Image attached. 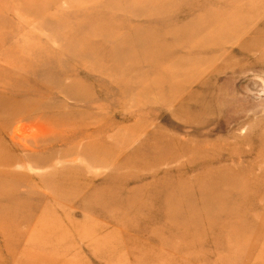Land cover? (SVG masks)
Returning a JSON list of instances; mask_svg holds the SVG:
<instances>
[{"label":"rangeland","instance_id":"1","mask_svg":"<svg viewBox=\"0 0 264 264\" xmlns=\"http://www.w3.org/2000/svg\"><path fill=\"white\" fill-rule=\"evenodd\" d=\"M8 95L40 138L1 135L0 264H264V0H0Z\"/></svg>","mask_w":264,"mask_h":264},{"label":"bare ground","instance_id":"2","mask_svg":"<svg viewBox=\"0 0 264 264\" xmlns=\"http://www.w3.org/2000/svg\"><path fill=\"white\" fill-rule=\"evenodd\" d=\"M180 29V28H179ZM182 31V30H181ZM181 40V39H180ZM145 41H146V39H145ZM144 41V42H145ZM129 43V42H128ZM144 44H146V42L144 43ZM147 44H148V42H147ZM205 44H206V42H205ZM153 46V44L152 43H149V46H148V48H150V50H151V47ZM207 46V45H206ZM147 48V49H148ZM149 50V49H148ZM199 62H197V64H198ZM193 66V65H192ZM181 67V66H180ZM182 72V71H181ZM173 73H175V72H173ZM185 74V73H184ZM189 79H191V78H189ZM14 81V80H13ZM23 81V80H22ZM15 82V81H14ZM20 83V82H19ZM201 83V82H200ZM21 84H23L22 82H21ZM21 87H23L22 85H21ZM14 89H16V88H14ZM24 89V88H23ZM65 90V89H64ZM66 90H67V88H66ZM3 92V91H2ZM7 92V91H6ZM23 92V91H22ZM69 92H70V90H69ZM4 93V92H3ZM13 93H15V92H13ZM19 93V92H18ZM24 93V92H23ZM6 94V93H5ZM16 94V93H15ZM73 94V93H72ZM2 95V94H1ZM20 95V94H19ZM76 95V94H75ZM78 95V94H77ZM185 95V94H184ZM9 96H11V95H8V97ZM3 98H5L6 99V96L5 97H3ZM2 98V99H3ZM184 98V97H183ZM4 99V100H5ZM10 99V97L8 98V100ZM12 99V98H11ZM10 99V100H11ZM7 100V102L5 103H3V104H0V141H1V135L2 134H4V136L5 137H7V136H9V138H10V140L15 144V146L18 148V149H23V150H28V149H30L32 146V144H36V145H38V141H39V138H40V136H39V134H37V133H33V131H32V134H29L30 132H29V130L27 131V132H29L27 135H26V138H25V141H20V140H17V139H19L18 138V136H19V134H20V131H21V129H14V130H11V126H12V124H15L16 122H18V121H21V120H24V119H27L28 118V120H29V118H30V116L32 115V112L34 111V108L32 107V108H28V104L27 105H20L18 102H19V100L18 101H16L14 98L12 99L13 101H8ZM26 101V103H27V101L28 100H25ZM25 101H24V103H25ZM39 101V100H38ZM42 101V100H41ZM22 102V101H21ZM30 102H32V101H29V103ZM23 103V102H22ZM34 103V102H33ZM38 104V103H37ZM40 104V103H39ZM33 106H34V104H32ZM37 106V105H36ZM39 106V105H38ZM30 107V106H29ZM32 111V112H31ZM40 111V110H39ZM38 113V112H37ZM36 113V114H37ZM7 114V115H6ZM9 115V116H8ZM42 115H43V113H42ZM40 116V115H39ZM56 118V117H55ZM37 119V118H36ZM38 119H40V118H38ZM35 121V120H34ZM24 123H28L27 121L25 122L24 121ZM20 126V125H19ZM18 126V127H19ZM39 126V125H38ZM17 127V126H16ZM27 127H28V125H27ZM30 127V126H29ZM28 127V128H29ZM23 128V127H22ZM33 129L34 127H30V129ZM63 128V127H62ZM24 129V128H23ZM39 129H41V128H39ZM26 130H27V128H26ZM24 132H25V130H24ZM65 132V131H64ZM264 132V131H263ZM57 133H58V131H57ZM56 133V134H57ZM54 134V133H53ZM55 134V135H56ZM58 135V134H57ZM25 136V135H24ZM49 136V135H48ZM21 137V136H20ZM42 137V136H41ZM43 138H45V136H43ZM46 138H48L47 136H46ZM45 138V139H46ZM263 139V138H262ZM23 140V139H22ZM248 146V145H247ZM165 147V146H164ZM36 148V147H35ZM260 149H261V153H264V147H260ZM31 150H32V148H31ZM27 157V156H26ZM75 159V158H74ZM79 159V158H78ZM23 160H24V163H25V161L27 160L25 157L23 158ZM45 161H47V160H45ZM66 161V160H65ZM16 162H17V160H16V157L15 156H4V157H2V158H0V176H2V177H4L5 178V180H7V181H9V184H11L12 186H13V189H15V190H17L16 189V187L13 185V183L16 185V184H20V183H24L25 181H26V176L25 175H23V174H21V173H14L13 171H7L5 168H4V166H13L14 164H16ZM57 162V161H56ZM59 162V161H58ZM249 162V161H248ZM27 164V163H26ZM264 165V164H263ZM15 166H17V165H15ZM19 166L20 167H23V166H27V165H24V164H20L19 163ZM18 166V167H19ZM2 167V168H1ZM28 167H30V166H28ZM11 168V167H10ZM264 168V167H263ZM31 169V168H30ZM234 169V168H233ZM238 169V168H237ZM237 169L235 170V174L237 173ZM240 169V168H239ZM239 171V170H238ZM262 171V170H261ZM230 172V171H229ZM240 172V171H239ZM233 173V172H232ZM238 174V173H237ZM247 174V173H246ZM240 175V174H239ZM249 175V174H248ZM236 176V175H235ZM251 176V175H250ZM237 177V176H236ZM238 178V177H237ZM40 179L41 180H43L44 179V177H40ZM60 179V183H61V186H62V190L63 189H65V187L68 189V188H70L71 187V185H74V186H78V183L77 182H74V181H70V180H66V178H63V179H61V178H59ZM248 180V179H247ZM63 181H64V184H63ZM235 183V182H234ZM249 183V182H248ZM39 184H47L46 183V181H45V179L42 181V182H40ZM65 186V187H64ZM149 187V186H148ZM230 188H231V186H230ZM141 189V188H140ZM143 189V188H142ZM15 190H14V193H15ZM60 191V190H59ZM139 191V190H138ZM174 191H175V189H174ZM185 191V190H184ZM35 192V191H34ZM55 194H57V193H59V192H54ZM52 194V196L53 197H55V194ZM239 193H238V191H237V195H238ZM136 197H138V196H136ZM134 198L133 200H135V204L136 205H141L142 203H145V201L146 200H140L141 199V197L140 198ZM144 198V197H143ZM172 198H173V193H171V195H169L168 196V198H167V200H169V201H171L172 200ZM259 198H262V197H260V195H259ZM263 199V198H262ZM262 199H260V200H262ZM184 200V199H183ZM88 201V200H87ZM168 202V201H167ZM169 203V202H168ZM179 203H180V199H179ZM170 204V203H169ZM183 204V203H182ZM174 205V204H173ZM170 206H171V204H170ZM170 210H173V209H171V208H169ZM168 209V210H169ZM178 209V207H176V210ZM6 210V209H5ZM169 210V211H170ZM1 211V210H0ZM2 211H4V210H2ZM171 212V211H170ZM2 213V212H1ZM6 213H7V211H6ZM5 213V214H6ZM2 214H4V213H2ZM45 214V213H44ZM173 214V213H172ZM202 214V213H201ZM195 215V214H194ZM6 216H7V214H6ZM4 217V216H3ZM5 218V217H4ZM38 219H39V221L40 222H43V224L44 225H41L40 227L39 226H34L33 227V229H32V233L34 234L35 233V235H39V236H41V240H44V242H40L41 244H43L44 246V248L45 247H48V245H47V243L49 242V241H51V239L52 238H55V239H59L60 237L63 239V238H65L66 240H68V238H66V233L69 231V230H67L64 226H62L59 222H57V221H51L49 218H47L45 215H38ZM171 219H173V217L172 216H169V217H167V218H165L163 221H161V223L163 224L165 221H167V220H171ZM175 219V218H174ZM0 221H1V218H0ZM170 222V221H169ZM176 222V221H175ZM203 222H204V220H203ZM211 222H214V220H211ZM173 224V223H172ZM75 226V225H74ZM153 228H154V226H152ZM179 227V226H178ZM64 228V229H63ZM122 228V227H121ZM162 228V227H161ZM235 228V227H234ZM234 228L232 229L233 231H234ZM94 229V228H93ZM93 229H91V231H93ZM114 229V231L116 232V230H115V228H113ZM90 229H88V231H89ZM156 229L154 228V231H155ZM87 231V230H86ZM151 231V230H150ZM153 231V232H154ZM231 231V230H230ZM233 231H231V232H233ZM78 231L76 230V232L75 233H77ZM110 233L112 232V231H109ZM118 232V231H117ZM230 232V233H231ZM235 232V231H234ZM91 233V232H90ZM105 233H107V232H105ZM120 233V232H119ZM78 234V233H77ZM76 234V235H77ZM89 234V233H88ZM95 234H98L97 232L95 233ZM109 234V233H108ZM122 234H126V233H122ZM150 234V233H149ZM157 234H159L158 232L156 233V235ZM93 235H94V233H93ZM119 235V234H118ZM160 235V234H159ZM158 235V236H159ZM228 235V234H227ZM244 235V234H243ZM87 236V234L85 235V238H87L86 237ZM89 236V235H88ZM104 236L105 237H107L106 236V234H104ZM120 237H121V234L119 235ZM128 237H129V235H127ZM228 236H230V235H228ZM90 237H92V236H90ZM94 237V236H93ZM102 237V236H101ZM101 237H99V239L101 238ZM117 237V236H116ZM116 237H114L115 238V240H116ZM124 237V236H123ZM127 237V238H128ZM163 237V236H162ZM96 238H98V237H96ZM95 238V239H96ZM130 238V237H129ZM164 238H166V237H164ZM230 238V237H229ZM47 239V240H46ZM50 239V240H49ZM88 239H90L89 237H88ZM87 239V240H88ZM92 239V238H91ZM102 239H103V237H102ZM101 239V240H102ZM121 239V238H120ZM124 239H126L125 237H124ZM131 239V238H130ZM130 239H126L127 240V243H128V240L130 241ZM171 239V238H170ZM78 240V239H77ZM93 240V239H92ZM105 240V239H104ZM109 240V239H108ZM108 240H105V242H107ZM114 240V239H113ZM122 240V239H121ZM164 240H167V238L166 239H164ZM230 240V239H229ZM93 241H95V240H93ZM96 241H99V240H96ZM103 241V240H102ZM125 241V240H124ZM132 241V240H131ZM163 241V240H162ZM174 241V240H173ZM231 241V240H230ZM240 241V240H239ZM239 241H237V243H235L234 241L232 242V243H234V244H238V242ZM120 242V241H119ZM123 242V241H122ZM228 242V241H227ZM51 243H52V241H51ZM56 243V242H55ZM98 243V242H97ZM96 243V244H97ZM101 243V242H100ZM114 243H116V242H114ZM170 243H171V241H170ZM47 246H46V245ZM52 244H54V243H52ZM63 244V243H62ZM61 244V245H62ZM69 244H70V242H69ZM68 244V245H69ZM90 244V243H89ZM102 244V243H101ZM107 244H108V246H110V244H109V242H107ZM117 244V243H116ZM145 244V243H144ZM164 243L162 242V244L161 245H163ZM64 245V244H63ZM62 245V246H63ZM67 245V246H68ZM74 245V244H73ZM87 245H88V243H87ZM92 245V244H91ZM104 245V244H103ZM127 245H129V243L127 244ZM149 244H148V242H147V245L146 246H148ZM177 245V244H176ZM56 246H57V243H56ZM56 246H55V248H56ZM59 246H60V244H59ZM95 246H97V245H95ZM111 246H112V243H111ZM117 246V245H116ZM150 246V245H149ZM51 247H54V246H52L51 245ZM61 247V246H60ZM73 247V246H72ZM93 248H94V246H92ZM100 246H98V248H99ZM101 247H102V245H101ZM107 247V246H106ZM106 247H104L103 246V248H105L106 249ZM120 247V246H119ZM123 247H124V245H123ZM171 247V246H170ZM232 247V246H231ZM62 248V247H61ZM64 248H65V245H64ZM70 248V247H69ZM96 248V247H95ZM116 248V247H115ZM114 248V249H115ZM149 248V247H148ZM151 248H152V246H151ZM166 249H167V246L165 247ZM173 248V247H172ZM68 249V248H67ZM100 250L102 249V248H99ZM110 249V248H109ZM112 249H113V247H112ZM162 249H163V247H162ZM97 250V249H96ZM119 250V249H118ZM151 250V249H150ZM168 250V249H167ZM57 251H58V248H57ZM103 251V250H102ZM110 251V250H109ZM116 251H117V248H116ZM116 251H115V255H116ZM164 251V250H163ZM166 251V250H165ZM96 252H98V251H96ZM113 252V251H112ZM154 252V251H153ZM190 252V251H189ZM155 254H157L156 253V251L154 252ZM159 254H160V252H158ZM169 253V252H168ZM172 254L174 253L173 251L171 252ZM191 253V252H190ZM199 253V252H198ZM171 254V255H172ZM227 254V253H226ZM225 254V255H226ZM245 254V253H244ZM174 255V254H173ZM187 255V254H186ZM221 255V254H220ZM241 255V254H240ZM154 256V255H153ZM156 257V256H155ZM187 257V256H186ZM225 257V256H224ZM157 259H158V257H156ZM160 258V257H159ZM237 258V257H236ZM153 259V258H152ZM162 259V258H161ZM160 259V260H161ZM164 259V258H163ZM167 259H168V257H167ZM221 259V258H220ZM184 260H186V259H184ZM228 261V260H227ZM160 262V261H159ZM172 262V261H171ZM118 263V262H117ZM153 263V262H152ZM155 263H157V262H155ZM154 263V264H155ZM168 263H170V261L168 262ZM123 264H124V262H123ZM171 264V263H170ZM172 264H173V262H172ZM222 264V263H221Z\"/></svg>","mask_w":264,"mask_h":264}]
</instances>
